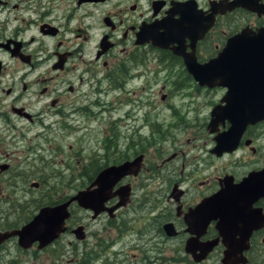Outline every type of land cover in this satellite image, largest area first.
Returning <instances> with one entry per match:
<instances>
[{
  "label": "flooded vegetation",
  "instance_id": "1",
  "mask_svg": "<svg viewBox=\"0 0 264 264\" xmlns=\"http://www.w3.org/2000/svg\"><path fill=\"white\" fill-rule=\"evenodd\" d=\"M73 1L80 8L106 0ZM186 2H192L189 7L198 13V40L191 41L196 37L191 33L181 45L172 43L166 49L136 42L142 24L164 20L171 28L186 10L179 4ZM52 8L50 0H0V235L19 230L32 218L27 220L25 215L27 176L38 175L43 169L32 139L54 130L85 128L98 111L118 110L121 115L115 121V135L107 137L106 133L102 141L101 156L111 162L88 169L81 190L88 188L100 171L125 163L128 166L111 181L110 197L94 218L90 210L71 203L65 229L56 239L40 249L36 243L21 248L15 236L4 239L0 264H264V119L245 125L235 144L231 140L239 128L232 130L228 151H213L217 135L230 128L220 111L213 116L215 123L209 125L212 110L223 106L220 101L226 89L197 86L182 58L173 53L177 49L191 54L198 65L209 62L228 40L240 34L251 37L264 28V0H149V18L140 21L136 5L131 4L101 19L107 32L100 34L93 51L90 36L80 30L74 37H80V43L66 40L65 30L55 25ZM208 16L212 24L202 35ZM250 45L245 40L232 41L231 62L239 51L236 47ZM91 51L92 55L86 56ZM158 77L164 81L158 91L161 102L172 94H198L207 101L199 125L195 186H184L183 165L179 179L171 178L174 169L166 165L177 159V153L155 165V144L166 138L160 124L153 121L150 126ZM170 80H174L173 89L167 88ZM257 82L255 79L252 85ZM250 84L233 80L229 91L247 95L253 92ZM114 91L116 108L106 107L101 98ZM91 96L95 98L91 100ZM180 108L177 105L170 114L168 127L172 131L177 128ZM138 121L142 123L138 130L127 129ZM143 129L149 130L148 136L138 134ZM172 140L177 138L169 133L166 141ZM245 179L246 184L240 186ZM38 187V181L29 184V188ZM47 194L38 210L71 197H58L53 191ZM209 198L212 201L201 206ZM73 207L89 220L100 222L95 248H87L85 226L70 223ZM77 227H81V239L72 233ZM64 236L69 237L66 251L57 243ZM187 241H191L190 249L185 248ZM205 243L211 244L209 250Z\"/></svg>",
  "mask_w": 264,
  "mask_h": 264
},
{
  "label": "rangeland",
  "instance_id": "2",
  "mask_svg": "<svg viewBox=\"0 0 264 264\" xmlns=\"http://www.w3.org/2000/svg\"><path fill=\"white\" fill-rule=\"evenodd\" d=\"M44 2L47 0H43ZM53 5L52 12L56 17L55 25H57L62 31L65 30L64 36L70 43H80V37L74 38L77 33L76 30L82 31L84 34L90 36L89 46L93 51V45L97 41L101 33L107 32V30L101 24V19L107 14H113L116 10L125 6L135 4L137 8L138 21L141 19L149 18V0H106L104 4L83 6L80 8L75 7L73 0H50ZM74 10L71 12V10ZM51 12V13H52ZM90 52L86 56H91L93 52ZM155 55L161 56L160 53ZM85 56V59H86ZM172 81L170 80L169 89H173ZM164 83L163 78H155V96L154 109L150 110V126L154 123L161 125L160 131L166 136L165 141L159 144H155V165L166 158L171 153H177L178 157L166 167L174 169V173L171 178L179 179V172L183 165V177L184 186L187 188L191 185L195 186V182L198 180V133L200 132L199 125L203 121V116L206 113L207 101H202L198 94H192L187 96H176L172 94L168 101L161 102L159 99V87ZM185 85H189V82L184 81ZM185 88L189 87H182ZM191 92V90H185ZM102 97V96H101ZM95 96H91L93 100ZM117 92H109L101 99L107 104L106 107L112 106L116 108ZM140 99L143 100L141 97ZM174 104L181 105L178 110V122L176 124V130L172 131L168 127V124L172 122L170 114L173 113ZM169 106V107H168ZM126 110V109H125ZM92 113L95 110L92 108ZM161 112L162 115L160 114ZM143 109L138 112V117L141 119ZM121 112L118 110H107L105 112H99L96 114L97 118L92 119L90 124L85 127H70L65 131L54 130L53 133L45 136L32 139L35 143L36 154L41 159L42 172L35 176H27V204L25 215L29 220L36 214L39 206L44 204V194H51L55 192L57 196L65 195L73 196L76 191L81 190L87 183L86 178L89 176L88 169L101 168L105 163L111 162L105 161L102 156V141L105 139L106 133L108 136H114L116 132V123L118 116ZM164 115V116H163ZM181 116V117H180ZM142 123L140 121L127 125V129L130 126L133 130H138ZM157 128L154 126V131ZM170 137L177 138L170 142L166 141L168 135ZM139 135L148 136L149 130L143 129L138 131ZM154 137L159 135L154 134ZM187 140V142L185 141ZM39 152H41L39 154ZM158 154V156H157ZM47 164V165H45ZM86 171V172H85ZM87 174V175H86ZM38 181L39 187L36 189L29 188L31 182ZM159 184H164V181L156 179ZM73 216L69 220L70 223H79L85 226L87 232V248H95V235L99 232V221H91L88 217L79 212L73 207ZM94 234V236H93ZM69 237H62L57 243L60 246L63 245L65 251L69 248L66 242ZM55 247V245H54ZM51 247V248H54ZM64 258H67L64 256Z\"/></svg>",
  "mask_w": 264,
  "mask_h": 264
},
{
  "label": "water",
  "instance_id": "3",
  "mask_svg": "<svg viewBox=\"0 0 264 264\" xmlns=\"http://www.w3.org/2000/svg\"><path fill=\"white\" fill-rule=\"evenodd\" d=\"M191 3L192 2L179 4L182 9L186 10L182 11L177 21L172 22L173 26L171 28L166 27V22L164 20L148 25L142 24L139 27L136 42L138 44L149 42L155 48L166 49L168 45L172 43L181 45L180 41L184 39L185 36L190 39L189 34L191 33L196 35L195 39L191 41L195 42L198 40V13L189 7ZM211 24L212 18L208 16V24L203 27L202 35ZM173 35L178 38L171 37ZM243 36L246 38L243 39ZM234 40H239L240 42L241 40L249 41L251 45L246 48L236 47L235 51L239 50L241 53L238 51L234 61L231 62L230 57L233 50L231 45ZM243 50L247 52L244 53ZM177 51V49H174L173 53L182 58L187 73L197 86L226 89L220 101V104L223 103V106L216 107L212 110L209 125L215 123L213 116L220 111L223 118L230 124V128L229 131L217 135L213 151L217 148L220 149V151H228L227 145L232 130L234 131V129L237 130V128H239L238 133L234 139L231 140L235 144L245 125L264 119V28L259 29L256 34L251 37L240 34L228 40L225 47L222 48L214 59L202 65L196 63L193 55H184L181 53V50L180 53ZM239 79L251 81L248 88L253 92L251 91L252 93L247 95H239L236 89L235 92L232 90L229 91V83ZM255 79L256 81L258 80V82L252 85ZM254 93L256 95H252ZM257 93H260V95H257ZM245 97L250 99V101L244 99ZM248 105H251V108H248ZM135 162L136 161H134V163ZM127 166L128 164L125 163L117 167H109L100 171L88 188L77 191L73 196L60 204L39 209L30 221L19 230L0 235V242L15 236L18 245L23 249L30 248L33 243L38 244L37 247L39 249L43 248L64 231L65 221L69 217L68 207L71 203H75L80 209L90 210L93 214L92 218H94L102 211V204L110 197L109 190L112 188L111 185H113L111 181L120 177L123 174V170H125L124 168ZM262 175H264V170ZM246 182L247 179L242 181L240 186L245 185ZM215 198L216 196L214 199ZM123 201H126V199ZM211 201L212 198L206 199L201 206L207 205V203ZM80 231L81 227L72 230V233L75 234L77 239H81ZM203 246H206L207 250L211 248L210 243H205ZM185 248H191V241L186 242Z\"/></svg>",
  "mask_w": 264,
  "mask_h": 264
},
{
  "label": "bare ground",
  "instance_id": "4",
  "mask_svg": "<svg viewBox=\"0 0 264 264\" xmlns=\"http://www.w3.org/2000/svg\"><path fill=\"white\" fill-rule=\"evenodd\" d=\"M193 226H194V223H193Z\"/></svg>",
  "mask_w": 264,
  "mask_h": 264
}]
</instances>
